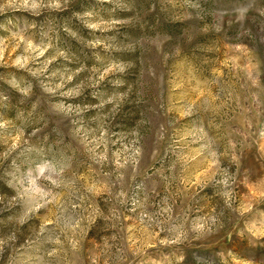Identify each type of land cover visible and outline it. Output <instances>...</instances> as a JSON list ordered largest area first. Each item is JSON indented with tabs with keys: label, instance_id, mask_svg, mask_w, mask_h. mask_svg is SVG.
Segmentation results:
<instances>
[{
	"label": "rangeland",
	"instance_id": "obj_1",
	"mask_svg": "<svg viewBox=\"0 0 264 264\" xmlns=\"http://www.w3.org/2000/svg\"><path fill=\"white\" fill-rule=\"evenodd\" d=\"M0 264H264V0H0Z\"/></svg>",
	"mask_w": 264,
	"mask_h": 264
}]
</instances>
